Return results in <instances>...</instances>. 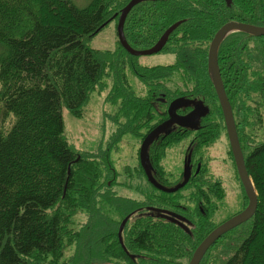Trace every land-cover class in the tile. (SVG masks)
<instances>
[{
	"label": "trees",
	"instance_id": "trees-1",
	"mask_svg": "<svg viewBox=\"0 0 264 264\" xmlns=\"http://www.w3.org/2000/svg\"><path fill=\"white\" fill-rule=\"evenodd\" d=\"M128 2L0 0V41L7 47L0 54V264H138L140 251L153 259L141 264H188L207 235L194 241L183 226L149 209L157 200L118 193L111 150L126 134L143 139L167 116L175 97L200 99L205 115H222L208 70L209 44L229 20L264 25V0L139 2L124 25L134 48L151 47L182 20L165 46L173 61L156 64L141 61L119 40L115 48L89 42ZM218 57L258 206L199 264H264V137H257L260 124L264 128V35L233 31L222 40ZM130 73L146 85L145 94L136 90ZM109 77L106 99L118 104L112 116L116 128L105 148H75L65 132L63 107L82 115L91 93L107 88ZM203 118L192 128L200 144L226 129L223 119ZM177 129L179 135L170 137L176 127L170 128L151 145L162 150L178 142L183 128ZM203 146L196 143V151ZM134 171L142 176L141 163L125 168L129 176ZM78 214L84 218L76 224ZM127 216L122 238L128 254L118 236Z\"/></svg>",
	"mask_w": 264,
	"mask_h": 264
},
{
	"label": "flooded vegetation",
	"instance_id": "flooded-vegetation-1",
	"mask_svg": "<svg viewBox=\"0 0 264 264\" xmlns=\"http://www.w3.org/2000/svg\"><path fill=\"white\" fill-rule=\"evenodd\" d=\"M165 46L159 52L169 53L170 51L165 49ZM221 72L223 75L224 69L221 68ZM193 107L194 105L192 103V106L187 111H179V109L177 111L181 114H184L190 111ZM168 117L169 114H167V116H165L157 124L164 121ZM203 117V119H223V121H225L224 113L222 115H204ZM154 127H152L151 129H153ZM173 127H176V130H172L170 132V137L179 135V133H175L178 130V127L180 129L183 128L181 132L183 134L180 135L183 137L176 143L182 142V140L185 138H189L187 146L185 148V161L183 168L173 171L168 169L164 162V158L167 154V149L175 143L161 150V147L157 146L158 144L151 145L153 142H155L153 140L148 146L147 152L144 154L145 164L147 165L148 170L151 172V177L147 172L141 157L139 156V163H141L142 165L143 173L141 177L135 179V183H131L134 184L140 191L141 196L139 197L143 199L145 197H148L146 198L148 200H157V204L154 205L155 207H157L155 209H158L157 214L160 216V218H162L164 221H171L175 225L183 226L185 231L187 230L188 233L193 234V240L196 241V239L199 237L201 238L204 233L208 234L218 224L222 223L227 218L231 217L232 215L236 214L241 209L246 207V205L249 203V197L237 168L227 128L221 129L218 132L217 138L215 140L200 144L199 139L196 136L197 129L181 126L179 124H173L172 126H169L168 130ZM149 131H147V133ZM147 133L144 135V138ZM164 133L165 132H162V134ZM224 137L228 139L229 149L224 150V154L222 153V157L221 154L217 155L211 152H202L204 148L208 149L210 146L215 145L218 140H220L219 142L225 141ZM160 140L161 139H159V141ZM196 143L197 145H204L203 149L200 152L196 151L195 149ZM219 158H223V161L217 165L216 169L215 165ZM219 169L221 170L218 171ZM117 181V183H121L119 179H117ZM117 183H115L114 189H116L118 193H120L117 189V186H119ZM182 183L184 184L179 188L174 189ZM128 184L129 182L123 181L120 185ZM229 189L237 191L235 197L231 199L232 202L236 200L240 192L242 193V203L238 209H235L226 216L221 217L218 215V213L226 200ZM147 206L151 205L147 204ZM147 212L149 213L148 210L144 212L145 217H147ZM198 234H202V236H199ZM203 237L199 240V242L203 239ZM130 244L134 245L136 249L141 248L139 244L133 243L132 240ZM211 246L208 248L206 253L209 251ZM140 252H137L138 256H140V259L137 260L138 264L144 263L146 261H153L150 254L146 252ZM142 256H145V260L141 259Z\"/></svg>",
	"mask_w": 264,
	"mask_h": 264
},
{
	"label": "rangeland",
	"instance_id": "rangeland-1",
	"mask_svg": "<svg viewBox=\"0 0 264 264\" xmlns=\"http://www.w3.org/2000/svg\"><path fill=\"white\" fill-rule=\"evenodd\" d=\"M72 1L79 6H85L91 0ZM101 28V30L99 29L100 31L89 40L90 44L94 47L99 48H115L118 44L119 39L117 32V22L113 20L108 23V25L103 27L101 26ZM6 50V45L0 41V54L5 52ZM173 59L174 54L171 51L169 53L157 52L154 54H146L141 56V61L151 64L169 63L172 62ZM130 80L136 90L140 92V94L146 93V85L139 79V77L130 73ZM112 82V77H109L107 88L103 90L95 89L91 93L90 98L83 109L82 115L76 116L67 107H63L65 132L70 144L75 148L82 150H97L100 147L105 148L107 146L110 135L117 125L112 116L118 109V104L110 102L106 99V95L112 85ZM257 137H264V128H261V124L259 126ZM141 139L136 135L126 134L117 144V146H115V148H112L111 150V157L114 160L115 167L118 171V179L119 181H121V183L123 181L135 183V179L138 178L135 175V171L133 172L134 174L132 176H129V173L125 172V168L127 165L133 167L134 165L139 164V149L142 144ZM188 140L189 138H185L182 140V142L175 143L167 149V154L164 158V162L168 169L176 171L183 168L185 161V148L187 146ZM224 140L225 141L222 142H219L220 140H218L215 145L210 146L208 149L204 148L202 152H211L217 155L221 154L222 157V155L224 154V150L229 149L228 139L224 137ZM222 161L223 158H219L216 162V165L214 163L216 169L217 165ZM220 170L221 169H219L218 171ZM121 183H117L119 185L117 186V189L121 194L135 197L141 196L140 191L134 184L131 183L128 185H120ZM236 192L237 191H234L232 189L228 190L226 200L218 213L219 216L224 217L241 206V192L234 202L231 201V199L235 197ZM83 218V214H78L76 216L77 221L75 220V223L77 224V222H79ZM68 253H70V250L68 251Z\"/></svg>",
	"mask_w": 264,
	"mask_h": 264
},
{
	"label": "water",
	"instance_id": "water-1",
	"mask_svg": "<svg viewBox=\"0 0 264 264\" xmlns=\"http://www.w3.org/2000/svg\"><path fill=\"white\" fill-rule=\"evenodd\" d=\"M144 1V0H129V2L122 7L120 10V16L118 20V34L119 39L122 42V44L125 46L126 49L130 50L131 52L135 53L136 55H143V54H152L156 53L161 50L163 45L168 40L169 34L181 23L182 20H177L174 23H172L160 36L159 40L152 45L151 47L144 48V49H137L134 48L128 41L125 35L124 30V24L126 20V16L130 9L137 3ZM228 2H231V0H227ZM119 14V12H116L114 17ZM113 18V17H112ZM109 21V20H108ZM107 21V22H108ZM103 23L102 27L107 23ZM101 28V27H100ZM99 28V29H100ZM98 29V30H99ZM97 30V31H98ZM241 30L246 31L251 34L255 35H264V25H256L253 23L245 22V21H239V20H229L225 22L215 33L213 36L210 47H209V66L210 69L213 71V77L214 82L217 87V91L219 94L220 104L223 109V113L225 116V120L228 126V134L229 138L231 140V148L234 153V157L236 160L237 168L241 177V180L245 186L247 195L249 197V203L244 207L242 210L237 212L236 214L232 215L231 217L227 218L222 223L218 224L215 228H213L205 237L204 239L198 244L196 247L190 261L188 264H199L201 259L203 258L204 254L208 250V248L225 232L229 231L230 229L234 228L235 226H238L242 222L249 219L255 212L257 206H258V193L256 186L254 184V181L252 177L250 176L245 163V157L244 153L240 144L238 131L236 128L235 118H234V112L232 108V104L229 100L228 94L226 92V88L224 85V82L222 80V76L220 73L219 68V62H218V49L219 45L222 42V40L231 32ZM197 101L201 100H191L188 99L187 101L182 102L181 98H175L173 101H171L168 112L169 117L156 125L144 138L141 144L140 149V155L143 164L146 167L147 172L149 173L151 177V172L148 170L147 165L145 164L144 154L147 152V148L149 144L152 142V140L157 137L161 132L167 130L169 126L176 123L182 126H190V127H198V123L200 121V118L202 115L206 114V106L204 105L203 101H201L203 104H198ZM193 102L195 104L194 108L190 110L187 113L181 114L177 110L181 105L188 104ZM184 183L178 185L174 189L179 188ZM173 189V190H174ZM128 216L125 217L121 223L119 233L121 235V232L124 228V225L126 223Z\"/></svg>",
	"mask_w": 264,
	"mask_h": 264
},
{
	"label": "bare ground",
	"instance_id": "bare-ground-1",
	"mask_svg": "<svg viewBox=\"0 0 264 264\" xmlns=\"http://www.w3.org/2000/svg\"><path fill=\"white\" fill-rule=\"evenodd\" d=\"M137 4H138V3H137ZM135 5H136V4H135ZM135 5H134V6H135ZM134 6H133V7H134ZM133 7H132V8H133ZM132 8L130 9V11L132 10ZM130 11H129V12H130ZM129 12H128V14H129ZM128 14H127V16H128ZM116 16H120V15L117 14ZM116 16H115V17H116ZM127 16H126V18H127ZM113 17H114V16H113ZM111 19H112V18H111ZM111 19H110V20H111ZM110 20H109L108 22H111ZM125 21H126V20H125ZM108 22H107V23H108ZM107 23H106V24H107ZM106 24H105L104 26H106ZM124 25H125V24H124ZM236 31H237V30H236ZM238 31H241V30H238ZM117 32H118V30H117ZM172 32H173V31H172ZM172 32H171V33H172ZM245 32H246V31H245ZM171 33L169 34V37H170ZM229 34H230V33H229ZM169 37H168V40H169ZM118 38H119V34H118ZM118 40L120 41V39H118ZM168 40L166 41V43L168 42ZM127 41H128V40H127ZM120 43L122 44L121 41H120ZM166 43L163 45V47L161 48V50L164 48V46L166 45ZM122 46H124V45L122 44ZM124 47H125V46H124ZM126 50H127L128 52H130V53L136 55L135 53L131 52L130 50H128V49H126ZM161 50H160V51H161ZM158 52H159V51H158ZM218 62H219V59H218ZM208 70H209V74H210V76H211V78H212L213 84H214V86H215V89H216V92H217V95H218V98H219V94H218V91H217V87H216V84H215V82H214L213 71L210 69V66H209V57H208ZM178 98H181V101H182V102L185 101L184 98H182V97H178ZM219 102H220V99H219ZM197 103H198V104H202L201 102H197ZM221 108H222V106H221ZM234 118H235V115H234ZM235 123H236V120H235ZM225 125H226V128H228L227 123H226V120H225ZM236 128H237V126H236ZM227 132H228V129H227ZM228 135H229V134H228ZM238 136H239V135H238ZM230 142H231V140H230ZM240 144H241V142H240ZM241 147H242V146H241ZM243 153H244V152H243ZM244 157H245V156H244ZM257 193H258V192H257ZM252 216H253V215H252ZM252 216H251V217H252ZM129 217H130V216H128L127 220L129 219ZM251 217H250V218H251ZM127 220H126V223H127ZM126 223H125V224H126ZM242 223H243V222H242ZM239 225H240V224H239ZM120 226H121V224H120ZM235 227H236V226H235ZM119 229H120V227H119ZM230 230H231V229H230ZM122 232H123V230H122ZM122 232H121V235H120V233H119V231H118V236L120 237L119 240H120V242H121V244H122L124 250H125L126 253L128 254V249H127V247L125 246L124 241H123V238H122ZM227 232H228V231H227ZM225 233H226V232H225ZM225 233H224V234H225ZM224 234H222V235H224ZM222 235H221V236H222ZM221 236H220V237H221ZM220 237H219V238H220ZM219 238H218V239H219ZM218 239H217V240H218ZM217 240H216V241H217ZM216 241H215V242H216ZM215 242L213 243V245L215 244ZM204 255H205V254H204ZM203 257H204V256H203ZM201 260H202V259H201ZM200 262H201V261H200Z\"/></svg>",
	"mask_w": 264,
	"mask_h": 264
}]
</instances>
